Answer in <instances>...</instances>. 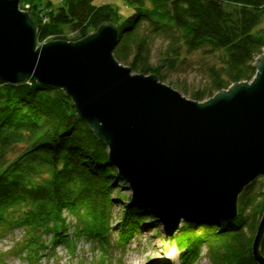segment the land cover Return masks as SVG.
Returning a JSON list of instances; mask_svg holds the SVG:
<instances>
[{
	"label": "trees",
	"instance_id": "obj_1",
	"mask_svg": "<svg viewBox=\"0 0 264 264\" xmlns=\"http://www.w3.org/2000/svg\"><path fill=\"white\" fill-rule=\"evenodd\" d=\"M124 1L132 11L120 19L107 1L60 0L55 6L52 0H19L29 5L37 41L59 37L65 28L82 36L103 21L115 22L114 58L159 79L166 77L163 68L175 69L185 53H220V64L206 68L208 82L191 94L198 101L256 75L255 57L264 46V0ZM159 41L157 61L151 63ZM125 184L109 164L106 143L78 118L64 90L35 79H0V234L23 228L18 254L24 251L29 260L54 255L60 243L74 250L68 216L76 220L73 235L108 244L115 228L113 191ZM126 202L117 227L122 245L143 219H154L145 207L130 198ZM237 205L232 221L184 222L172 236L182 264H194L203 246L211 264H258L252 243L264 211V177L244 188ZM260 253L264 256V236Z\"/></svg>",
	"mask_w": 264,
	"mask_h": 264
},
{
	"label": "water",
	"instance_id": "obj_2",
	"mask_svg": "<svg viewBox=\"0 0 264 264\" xmlns=\"http://www.w3.org/2000/svg\"><path fill=\"white\" fill-rule=\"evenodd\" d=\"M118 27L101 22L77 40L37 46V25L19 0H0V79H31L64 90L79 119L109 146V164L131 202L147 207L172 235L182 219L232 221L238 197L264 177V47L251 81L205 101L184 97L156 74H130L113 56ZM264 211L252 243H260Z\"/></svg>",
	"mask_w": 264,
	"mask_h": 264
},
{
	"label": "rangeland",
	"instance_id": "obj_3",
	"mask_svg": "<svg viewBox=\"0 0 264 264\" xmlns=\"http://www.w3.org/2000/svg\"><path fill=\"white\" fill-rule=\"evenodd\" d=\"M52 1L55 6H57L60 2V0ZM104 1H107L118 8L120 19L124 18L132 11V7L124 0H93V3L100 4ZM19 7L21 8V10L28 11L29 5H22L19 2ZM95 30L96 29H93L89 32H93ZM78 34V32H74L65 28L64 34L60 35L59 37L54 38L53 36V38L50 37L43 41H37V46L49 40L62 39L74 41L84 36ZM160 46H162L160 44V41L159 43H157V45L154 46L151 63L157 61L156 54L157 49ZM219 54H211L210 52H205L200 49L193 52L191 51V53H185L182 55L175 69L167 70L166 68H163V72L166 76L164 80L161 78L158 79L161 82L168 84L179 91L182 95H184V97L193 99L191 95L193 91L204 87V85L208 82V74L206 68L213 62L218 65L220 64L219 59L216 58ZM261 54L262 53H259L256 57ZM119 63L124 66H128L130 68V74H146L141 71L139 72L132 69L128 64H124L123 62ZM206 99L199 101H205ZM194 100L195 99H193V101ZM107 148L109 154L108 145ZM262 179L263 177L259 176L254 181H256L258 184H261ZM113 197L115 202L113 209V227L115 228H113L112 232L109 233L110 235L108 236V244L105 245L103 242L93 240L85 235L80 237H76V235H73L74 231L76 230L74 225L76 224V220L74 217L68 216V221L71 222L69 232L72 234V238H74L76 243L74 250H71L66 244L60 243L57 246V250L54 255L44 254L38 259L29 260L27 259L28 257L26 256V253H24V251H22L21 254L17 253L19 242H21V237H23L24 235V230L22 227H20L14 228L9 232H5L3 235L0 234V256L2 262H4V264H152L158 259L159 251L162 250L161 254L166 255L167 260H169L171 264H182L180 262V248L176 246V240L172 236H174L176 232H179V229L186 221L185 219L181 220L179 229H177L172 235L168 236L164 233L162 224L159 221H154V219L158 220L156 216L153 215L154 219L147 217V219H143V225H141V229L137 232L135 231L133 235H131L130 238L127 239L126 244L122 245L120 232L117 227L118 223L121 222L120 220H122L125 213V204L127 203L126 200L130 198L131 201V190L128 188L127 182L125 185L117 186L114 189ZM145 208L147 211L149 210L147 207ZM149 248L155 249L158 253L156 254L155 252H150ZM165 259L166 258H160L158 259V261L161 260V262H159L160 264H167V261H165ZM103 260L105 261L103 262ZM193 261L194 264H211L210 259L207 255L206 247H202L199 256Z\"/></svg>",
	"mask_w": 264,
	"mask_h": 264
},
{
	"label": "bare ground",
	"instance_id": "obj_4",
	"mask_svg": "<svg viewBox=\"0 0 264 264\" xmlns=\"http://www.w3.org/2000/svg\"><path fill=\"white\" fill-rule=\"evenodd\" d=\"M263 50V49H262ZM262 53V52H261ZM230 86V85H229ZM228 86V87H229ZM225 89H227V88H225ZM216 93V92H215ZM184 96V95H183ZM149 250H150V252L152 251V252H155L156 254L158 253V252H156V250L155 249H152V248H149ZM161 251L162 250H160L159 251V257H158V259H160V258H166L165 259V261H167L166 263L167 264H171V262L169 261V260H167V256L166 255H162L161 254ZM153 255V254H152ZM158 259L156 260V261H154L152 264H160L159 262H161V260L160 261H158ZM136 264H138V263H136ZM141 264H147V263H141ZM151 264V263H150Z\"/></svg>",
	"mask_w": 264,
	"mask_h": 264
}]
</instances>
